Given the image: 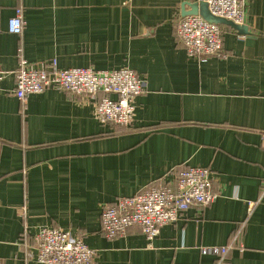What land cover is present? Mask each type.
<instances>
[{
  "label": "crops",
  "instance_id": "obj_1",
  "mask_svg": "<svg viewBox=\"0 0 264 264\" xmlns=\"http://www.w3.org/2000/svg\"><path fill=\"white\" fill-rule=\"evenodd\" d=\"M207 0H0V264H39L36 235L59 228L95 264H264V0H247L242 31L218 25L225 55L188 56L176 29ZM22 10L20 35L8 22ZM60 69L128 68L146 82L131 129L101 125L96 105L50 88L15 96L21 60ZM104 97L99 94L97 101ZM114 98V97H112ZM193 167L216 201L148 241L132 227L105 238L101 215Z\"/></svg>",
  "mask_w": 264,
  "mask_h": 264
},
{
  "label": "built area",
  "instance_id": "obj_2",
  "mask_svg": "<svg viewBox=\"0 0 264 264\" xmlns=\"http://www.w3.org/2000/svg\"><path fill=\"white\" fill-rule=\"evenodd\" d=\"M247 0H207L210 13L236 25H243ZM25 21L22 10L8 22V31L20 35ZM188 56L205 62L225 55L222 33L218 25L201 16L184 18L176 29ZM7 73L0 70V83ZM15 96L25 103L32 95L55 88L85 99L96 105L95 118L101 125L112 124L129 130L135 118L138 97L146 92V82L136 72L124 68L96 71L90 68L60 69L56 60L30 63L21 60L16 72ZM99 94L104 97L97 101ZM114 97V98H112ZM213 176L206 168L193 167L183 171L175 187H150L142 193L123 198L104 208L102 231L106 239L123 237L132 227L141 229L148 241L155 240L166 225L177 223L191 208L212 205L217 194L213 191ZM242 227L230 243L219 249L216 264H228V254L239 243ZM35 259L39 264H95L96 251L82 239L59 228H43L36 235Z\"/></svg>",
  "mask_w": 264,
  "mask_h": 264
},
{
  "label": "water",
  "instance_id": "obj_3",
  "mask_svg": "<svg viewBox=\"0 0 264 264\" xmlns=\"http://www.w3.org/2000/svg\"><path fill=\"white\" fill-rule=\"evenodd\" d=\"M189 16H201L204 20L212 24L220 25L226 23L231 25L234 29L238 31L243 30L241 26L236 25L231 21H227L225 19L213 16L209 11L206 1L202 2L201 4L197 3L190 5V11L186 12L184 17H189Z\"/></svg>",
  "mask_w": 264,
  "mask_h": 264
}]
</instances>
